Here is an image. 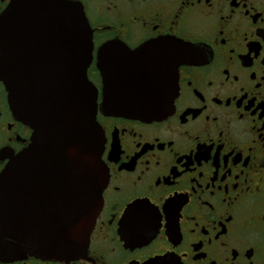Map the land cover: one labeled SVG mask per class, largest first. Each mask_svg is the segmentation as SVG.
<instances>
[{
    "label": "flooded vegetation",
    "instance_id": "af4514ba",
    "mask_svg": "<svg viewBox=\"0 0 264 264\" xmlns=\"http://www.w3.org/2000/svg\"><path fill=\"white\" fill-rule=\"evenodd\" d=\"M11 0H0V14ZM92 33L87 78L106 169L85 249L0 264H264V0H69ZM176 47L173 98L153 120L101 111V46ZM162 42V43H156ZM0 83V173L30 143ZM57 175L29 183L40 208Z\"/></svg>",
    "mask_w": 264,
    "mask_h": 264
},
{
    "label": "water",
    "instance_id": "95a60500",
    "mask_svg": "<svg viewBox=\"0 0 264 264\" xmlns=\"http://www.w3.org/2000/svg\"><path fill=\"white\" fill-rule=\"evenodd\" d=\"M91 36L81 4L69 0H11L0 14V83L12 115L32 130L0 173L1 256L69 258L88 243L106 181L98 89L86 74ZM115 44L97 57L101 111L140 120L167 114L176 47ZM37 172L57 175L49 208L29 188Z\"/></svg>",
    "mask_w": 264,
    "mask_h": 264
}]
</instances>
